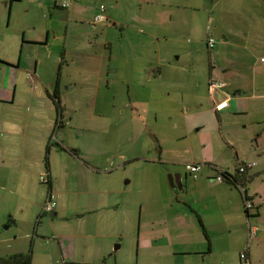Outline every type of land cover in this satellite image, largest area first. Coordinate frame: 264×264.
Wrapping results in <instances>:
<instances>
[{
  "label": "crops",
  "instance_id": "1",
  "mask_svg": "<svg viewBox=\"0 0 264 264\" xmlns=\"http://www.w3.org/2000/svg\"><path fill=\"white\" fill-rule=\"evenodd\" d=\"M63 1L48 0L46 7L51 8V21L56 19L58 8L65 10L68 17H76V21L89 19L90 24L97 11V3L100 2L106 5L107 18L102 22H113L114 25L119 23L122 27L134 23L145 24L148 31L146 37L158 41L162 38L169 39L171 35L179 38L194 34L195 19L198 16L195 12L206 11V21L209 23L207 38L215 36L216 39H225L227 42L230 38L234 41L240 39L239 44L234 43L235 52H230L226 66H218L222 68L223 75L219 69L210 72L208 85L212 81H221L223 86L212 95L209 94L210 97L202 98L195 91L189 93L192 96L185 101L188 103L185 109L187 113L184 114L186 120L174 122L169 111L168 124L165 125L167 130H158L153 134L158 143L156 155L141 157L153 169L157 161L167 164L168 180L171 176L174 183L172 186L169 180L170 187L177 192L162 194L164 216L156 221L152 212L159 199H155L153 194H147L151 198L142 195L146 202V231L153 232L150 240L146 241L149 246L169 253L199 250L201 253L206 251L204 253L212 254L215 250L225 249L222 255L227 259L222 258L220 264H240L239 253L246 250L250 264H264V0H243L246 4L242 11L235 6L234 0H74L70 7H63ZM90 3L93 8L87 7ZM244 16V24L250 30L240 31L235 26L236 18L244 19ZM256 17L261 19L259 28L254 25ZM231 24L232 27L229 26ZM45 36L36 41L47 44L49 31H46ZM241 49L251 57L249 60L244 58ZM95 56L97 57L96 54ZM139 56L141 59L138 67L126 65L127 69H121L120 72L119 67L125 66L119 65L117 70L111 71L113 77L117 76V81L130 78L137 83L141 78L145 79L146 75L149 76L148 69L153 71L152 58L150 55ZM101 58L96 59V63L84 65L92 71V84H99L102 79ZM251 60L255 65L250 64ZM3 64V70L0 71V103L3 104L0 107V200L4 201V209L6 205H12L14 197L24 198L17 193L20 191L18 189L24 188L26 184L28 186V179H33L35 174L44 169V173L40 174L46 179L44 198L36 205L34 199L27 203V207L35 205L38 214H44L43 203L48 193L52 192L57 197L58 204L49 213L51 218L74 220L90 212H97L99 216L100 212H116L123 202L130 215V210L136 209V199L133 208L130 203L127 206V201L123 199L125 191L122 184H112L110 179L113 170L128 160L121 162L120 158L119 161H114L111 149L105 150L104 142L100 143V139L109 130L105 126V116L98 113L81 114L80 118L85 115V120H89L90 124L74 123V113H70L72 110L59 104L60 76L49 80L47 84L41 81L39 60L32 66H22L20 61L13 64L9 59L4 60ZM122 72L127 74L122 76ZM83 79L88 81L89 78ZM109 81L105 80L107 85ZM71 84L78 85L77 81H71ZM50 89H53L52 93ZM21 93L24 95L18 98ZM131 101L130 104L134 105L135 102ZM14 104L16 105L9 109V105ZM131 114L136 117L138 109L131 107ZM152 116L154 119L158 118L157 113ZM120 139L121 134L118 135L117 143ZM129 139L131 141L132 137ZM58 144L65 147V150H58ZM47 146L49 151L46 165L43 154L45 155ZM116 149L120 151V145ZM146 149L150 151L151 146ZM28 150L34 153L33 160H27ZM57 151H66L67 162L53 168L52 154L56 157ZM193 162L203 164L195 177L188 168ZM245 163L254 164L244 172H238L239 166ZM220 171L235 177L244 190L241 191L231 177L217 180ZM161 177L158 179L164 187ZM177 179H180V185L177 184ZM144 183L152 184L149 179H144ZM4 191L8 192V199ZM141 191L144 194L143 188ZM246 199L251 202V206L247 208ZM8 221L10 227L11 218ZM102 221L104 222L103 219ZM159 225L161 232H154L155 226ZM102 227L103 223L96 217L88 225L84 235L93 238L100 236L97 231ZM76 233L81 235L78 231ZM73 235L75 234H61L64 246L59 242L60 258L51 254L50 241L48 242L52 264L59 260L63 264L100 263L101 257L109 250L108 247L104 250L102 241V244L98 243L95 247L96 256L91 259L79 258L78 256L83 255L74 253L76 241ZM101 235L104 237V234ZM24 237L27 238L28 234H24ZM31 239L32 250L28 253L10 250L6 257H0V264H13L5 259L15 254H27L32 264L37 240ZM234 244L237 245L235 251L232 250ZM100 251H103L101 257L98 256Z\"/></svg>",
  "mask_w": 264,
  "mask_h": 264
},
{
  "label": "rangeland",
  "instance_id": "2",
  "mask_svg": "<svg viewBox=\"0 0 264 264\" xmlns=\"http://www.w3.org/2000/svg\"><path fill=\"white\" fill-rule=\"evenodd\" d=\"M47 3L48 0H0V71L3 70V62L6 59L13 61V64L20 61L22 66H32L36 60H39L41 81L47 84L49 80L56 77L58 79L60 76L59 104H64L72 110L70 113H74V123L90 124L89 120H85V115L90 113L105 116V126L109 130L106 131L105 137L100 139V143L104 142L105 150L111 149L114 161H119L120 158L121 162L128 160L127 163H121L113 170V176L110 177L111 183L122 184V189L125 191L123 199L127 201V206L130 203L132 208L136 199V209H131L129 215L123 202L116 212H100L99 216L97 212H90L74 220L54 217L52 219L49 214L40 215L35 205L44 198L46 179L40 180V174L44 173L42 169L34 175L33 179H28V186L26 184L24 188L18 189L20 191L17 193L24 198L20 195H18L19 198L14 197L12 205L10 207L6 205V209L3 206L4 201L0 200V257H6L10 250H23L24 253H28L31 249L32 237L37 240L32 264H52L48 242L50 241L51 254L58 255L60 258L58 245L59 242L63 244L61 234L74 233L73 238L76 244L73 251L75 254L83 255L78 256L79 258L91 259L96 256L95 247L103 241L104 250L106 247L109 248L103 258L101 257L103 251H100L98 255L103 264H191L192 262L220 264L222 258L227 259L222 255L225 249L215 250L212 254L204 253L206 251L201 253L199 250L180 253L170 251L173 253H169L147 244L146 240H150L153 232L146 231L148 220L146 202L143 201L142 195L145 198H151L147 194H153L155 199H159L155 202L152 212L156 221L164 216L162 194L177 192L170 187L167 164L157 161L153 169L141 157L156 155L158 143L153 134L158 130H167L165 125L168 124L169 111L174 122H184V114L187 113L185 109L188 107L185 101L192 96L189 93L195 91L202 98L210 97L207 88L210 72L219 69L220 74L223 75L222 68L218 66H226L230 52H235L234 43L239 44L240 39L234 41L230 38L227 42L225 39L218 40L215 36H211L214 45L209 47L207 41L211 37L207 38L206 34L209 26L206 21L208 15L206 11L195 12L198 16L195 19L194 34L179 38L171 35L169 39L162 38L154 41L146 37L148 31L145 24L134 23L122 27L119 23L114 25L113 22L109 24L99 22L91 25L93 22L89 24V19L76 21V17H68L65 10L58 8L56 19L51 21L49 16L51 8L46 7ZM234 4L239 7L238 10L242 11L246 3L243 0H234ZM104 6L106 9L105 4ZM87 7L93 8V4L90 3ZM236 19L235 26L239 27L240 31L250 30V27L244 24L246 17ZM259 20L261 19L257 17L254 19V25L258 28ZM225 26L227 27V24ZM46 31H49L50 36L46 41L47 44L44 45L43 42L39 43L36 40L44 39ZM241 52L244 54L243 49ZM139 55L142 57L150 55L152 58L153 71L148 69L150 75H146L145 79L141 78L137 83L130 78L129 81H117V76L113 77L111 71L117 70L119 65L125 66L119 67V71L127 69L126 65L138 67L141 59ZM98 58L103 61L102 79L99 84H92L90 82L92 71L84 65L96 63ZM244 58L249 60L251 57L244 54ZM7 63L10 62L7 61ZM250 64L255 65L253 60ZM215 73L218 74V72ZM126 74L122 72L121 75ZM105 76L110 80L108 85L105 82ZM83 77H88V81ZM71 81H77L78 85L71 84ZM135 84H137L136 87ZM52 91L53 89H50V93ZM23 95L24 93H21L17 97L20 98ZM18 98L15 99L16 102ZM130 100L135 104L131 105ZM15 105H9V109ZM2 106L3 104L0 103V107ZM131 107L138 109L139 114L136 117L131 114ZM66 112L69 111L66 110ZM153 113H157V119L153 118ZM81 114H85L84 118H80ZM119 134L121 139L117 143ZM130 137H132L131 141ZM117 145H120V151H117ZM149 146H151L150 151L146 149ZM57 149L62 150L58 147ZM56 153H58L56 157L52 154L53 168H58L67 162L66 151ZM26 154L27 160L29 158L33 160L35 156L33 152L28 150ZM159 176L163 177L164 187L159 182ZM144 179H149L152 184H143ZM142 188L144 194H142ZM4 195L8 199L7 191H4ZM0 197H2L1 189ZM30 199H34L35 205L27 207ZM96 217L103 223L102 229L97 231L100 236L93 238L84 235L88 225L95 221ZM10 218L12 221L9 227ZM161 229L160 225L155 226L154 232H161ZM77 231L81 235H77ZM24 234H28V237L25 238ZM101 234H104V237ZM236 248V244L232 245L233 251ZM56 264H63V262L59 260Z\"/></svg>",
  "mask_w": 264,
  "mask_h": 264
},
{
  "label": "built area",
  "instance_id": "3",
  "mask_svg": "<svg viewBox=\"0 0 264 264\" xmlns=\"http://www.w3.org/2000/svg\"><path fill=\"white\" fill-rule=\"evenodd\" d=\"M73 1L74 0H64L61 5L63 7H70ZM106 18L107 16L105 14V6L104 4L101 3L99 5V12L94 16L93 22L96 23V22L105 21ZM207 43L209 46H212L213 39L209 38ZM262 59H264V57ZM222 86H223V83L221 81L210 82L208 85L209 94L212 95L217 89L221 88ZM253 164L254 163H245V164L240 165L238 168V172L240 173L244 172L248 167L252 166ZM202 165L203 164L201 162H193L188 165V168L193 173L194 177L201 170ZM223 174H224V171H220L217 175V180L222 181L224 179ZM40 180L41 181L45 180L44 175L40 176ZM237 186L241 191L244 190V187L242 185L237 184ZM56 206H57L56 196L54 193L49 192L46 200L43 203V213H46V214L52 213L55 210ZM245 206L246 208L251 206V202L248 199L245 200ZM252 234L253 232L251 231V235ZM239 259H240V264H250L246 250H243L239 253Z\"/></svg>",
  "mask_w": 264,
  "mask_h": 264
},
{
  "label": "trees",
  "instance_id": "4",
  "mask_svg": "<svg viewBox=\"0 0 264 264\" xmlns=\"http://www.w3.org/2000/svg\"><path fill=\"white\" fill-rule=\"evenodd\" d=\"M101 3H98V5H97V11H96V13L94 14V16L99 12V5H100ZM94 16H93V18H94ZM93 18H92V22H93ZM96 23H98V22H96ZM207 45H208V43H207ZM209 46V45H208ZM209 47H211V46H209ZM58 147H59V149H62V150H65V147H63V146H61V145H57ZM48 151H49V146H47L46 147V149H45V156H44V162H45V164L47 165L48 164V161H47V153H48ZM226 176H228V177H231V179H233V181H235L234 183L236 184H240V185H242L241 183H239V181L235 178V177H232L229 173H227V172H225L224 174H223V177L225 178ZM207 252L209 251V246L207 247ZM6 260V262H9V263H13V264H30V258H29V256L28 255H26V254H15V255H10L8 258H6L5 259ZM86 264H103V262H101V263H86Z\"/></svg>",
  "mask_w": 264,
  "mask_h": 264
},
{
  "label": "water",
  "instance_id": "5",
  "mask_svg": "<svg viewBox=\"0 0 264 264\" xmlns=\"http://www.w3.org/2000/svg\"><path fill=\"white\" fill-rule=\"evenodd\" d=\"M178 176H179V175H178ZM169 178H170L169 180L171 181L172 186H174V183H173V181H172V179H171V176H170ZM177 184H178V185L181 184L180 179H177Z\"/></svg>",
  "mask_w": 264,
  "mask_h": 264
},
{
  "label": "flooded vegetation",
  "instance_id": "6",
  "mask_svg": "<svg viewBox=\"0 0 264 264\" xmlns=\"http://www.w3.org/2000/svg\"><path fill=\"white\" fill-rule=\"evenodd\" d=\"M102 22V21H101ZM95 24V22H93L91 25H94ZM44 214H46V213H44Z\"/></svg>",
  "mask_w": 264,
  "mask_h": 264
}]
</instances>
